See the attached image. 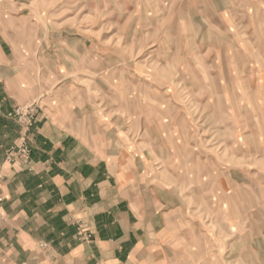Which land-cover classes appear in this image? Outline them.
I'll return each instance as SVG.
<instances>
[{"label": "rangeland", "instance_id": "1", "mask_svg": "<svg viewBox=\"0 0 264 264\" xmlns=\"http://www.w3.org/2000/svg\"><path fill=\"white\" fill-rule=\"evenodd\" d=\"M0 26L35 76L15 115L137 154L182 264H264V0H0Z\"/></svg>", "mask_w": 264, "mask_h": 264}, {"label": "crops", "instance_id": "2", "mask_svg": "<svg viewBox=\"0 0 264 264\" xmlns=\"http://www.w3.org/2000/svg\"><path fill=\"white\" fill-rule=\"evenodd\" d=\"M28 64L0 26V264H182V248L164 236L171 195L147 181L137 154L101 150L76 118L42 103L28 162L6 160L23 132L14 109L37 92ZM81 217L90 243L76 238Z\"/></svg>", "mask_w": 264, "mask_h": 264}, {"label": "built area", "instance_id": "3", "mask_svg": "<svg viewBox=\"0 0 264 264\" xmlns=\"http://www.w3.org/2000/svg\"><path fill=\"white\" fill-rule=\"evenodd\" d=\"M16 115L19 117L18 121H21L20 123L23 124V135L21 134L18 142L13 145L6 154V160L10 163H13L15 160H23L24 163H27L30 156V148L28 146V140H27V131L29 129V126L31 125L32 121L29 117H27V111L25 108L18 109L16 111ZM15 115V116H16ZM24 116V120H22V117ZM4 200V197L2 193L0 192V207ZM3 221V215L0 211V222Z\"/></svg>", "mask_w": 264, "mask_h": 264}]
</instances>
